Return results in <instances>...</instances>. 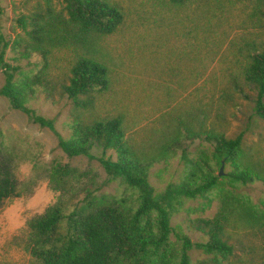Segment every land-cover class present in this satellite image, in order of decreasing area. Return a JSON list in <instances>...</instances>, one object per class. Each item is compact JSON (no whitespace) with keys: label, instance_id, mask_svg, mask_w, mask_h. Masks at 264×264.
<instances>
[{"label":"rangeland","instance_id":"1","mask_svg":"<svg viewBox=\"0 0 264 264\" xmlns=\"http://www.w3.org/2000/svg\"><path fill=\"white\" fill-rule=\"evenodd\" d=\"M124 13L120 29L100 38L96 49L99 59L112 70L111 89L98 95L95 109L78 112L72 102L60 97L47 99L41 88H34L28 107L38 115L54 120L57 132L68 138L78 120L124 116L126 136L139 156L150 161L148 181L156 193L171 183L180 182L190 161H210L214 146L194 132L212 129L227 138L243 136V161L264 170V121L254 113V93L243 85L239 76L249 55L248 45L264 46V6L261 12L255 2L230 3L225 7L194 0L187 7H173L165 0H116ZM62 8L64 0H53ZM34 0H0V27L7 39L19 33L14 19L30 8ZM73 55L68 51L54 54L51 77L65 74ZM16 78L33 76L42 67V58L31 54L14 59ZM203 73V77L201 74ZM5 75L0 70V89ZM236 86L245 87L243 92ZM249 97V98H248ZM98 154L97 152H94ZM0 156L12 162L19 183L18 197L4 201L0 208V264H13L10 250H24L27 222L55 204L53 169L66 165L75 170L65 181L62 194L69 203L67 212L87 195L121 196L119 182L111 181L97 160L85 156L68 157L59 147L58 138L48 128L30 122L28 117L10 106L0 96ZM107 157L116 160L114 152ZM215 165L216 175L229 172V164ZM221 177V176H220ZM252 202L264 209V183L256 181L244 188ZM219 195L189 201L171 220L176 234L192 242L206 239L189 229L190 221L210 219L218 212ZM30 257V255L27 253ZM192 264L209 260L199 251H190ZM28 264H36L32 258Z\"/></svg>","mask_w":264,"mask_h":264},{"label":"trees","instance_id":"2","mask_svg":"<svg viewBox=\"0 0 264 264\" xmlns=\"http://www.w3.org/2000/svg\"><path fill=\"white\" fill-rule=\"evenodd\" d=\"M193 1L165 3L182 8ZM201 1L217 7H225L223 1H253L259 12L264 6V0ZM123 21V9L116 0H64L59 10L53 0H34L14 19L19 30L14 39H7L0 27V70L5 75L0 96L30 122L55 133L58 147L68 157L97 160L108 178L119 182L123 189L117 197L87 195L67 212L69 203L62 199L63 184L75 170L55 166L54 190L60 192V198L27 222L24 250L36 264H192L190 251H199L209 259L197 264H264V209L244 192L256 181L264 183V170L243 161L241 134L227 138L212 129L204 131L203 121L198 132L187 129L188 135L204 136L213 144L212 158L190 161L180 182L156 193L148 181L150 161L134 150L126 136L123 115L78 120L71 126L69 137L64 138L54 120L28 107L34 88H41L52 103L57 92L78 112H92L98 95L109 91L114 83L112 70L99 59L97 41L115 34ZM248 47L247 62L239 76L254 93L255 115L264 121V46ZM9 50L16 61L38 54L42 58L39 73L18 80L19 67L6 58ZM62 51L73 57L66 73L55 82L50 74L52 62L54 54ZM245 87L236 86L235 91L242 93ZM107 152H114L116 160L107 157ZM214 162L229 164L231 170L216 175ZM18 186L11 160L0 156V208L4 201L18 197ZM212 193L220 198L218 212L210 219H196L189 224L191 231L206 240L192 242L183 234H176L173 240V216L189 201L208 198Z\"/></svg>","mask_w":264,"mask_h":264},{"label":"clouds","instance_id":"3","mask_svg":"<svg viewBox=\"0 0 264 264\" xmlns=\"http://www.w3.org/2000/svg\"><path fill=\"white\" fill-rule=\"evenodd\" d=\"M13 264H28L30 257L23 250L12 249L9 253Z\"/></svg>","mask_w":264,"mask_h":264},{"label":"water","instance_id":"4","mask_svg":"<svg viewBox=\"0 0 264 264\" xmlns=\"http://www.w3.org/2000/svg\"><path fill=\"white\" fill-rule=\"evenodd\" d=\"M220 175H223V170L221 169V171H220Z\"/></svg>","mask_w":264,"mask_h":264}]
</instances>
